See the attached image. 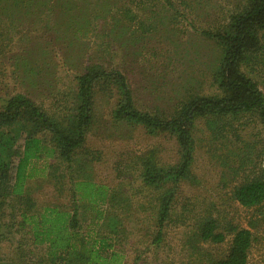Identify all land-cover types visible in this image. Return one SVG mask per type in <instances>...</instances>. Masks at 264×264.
Returning <instances> with one entry per match:
<instances>
[{"label": "rangeland", "instance_id": "374dc122", "mask_svg": "<svg viewBox=\"0 0 264 264\" xmlns=\"http://www.w3.org/2000/svg\"><path fill=\"white\" fill-rule=\"evenodd\" d=\"M243 1L40 0L28 6L0 1V107L3 99L22 93L50 116L72 114L75 77L94 68L122 73L134 107L167 119L188 97L220 95L213 80L219 50L202 31L226 24ZM254 78L264 93V66ZM112 86L95 89L92 126L73 168L82 166V174L96 187L119 192L121 202L113 209L117 231L106 234V220H97L85 199L77 201L81 251H88L96 239L109 237L121 256L119 264H206L224 258L232 238L227 234L219 244L197 241L196 223L212 217L221 227L249 229L253 242L248 263L264 264V204L245 208L232 197L235 185L264 171V125L259 119L242 117L221 140L209 136L204 120L195 121L194 182L180 185L172 221L155 243L158 192L143 184L140 160L151 151L160 165H174L177 145L167 133L117 119L112 112L119 96ZM18 144L21 148V138ZM236 154L248 155L251 161ZM41 156L33 164L40 175V169L55 162L45 152ZM39 176L25 185L35 204L31 214L46 206L70 211V183L55 185L50 177ZM19 207L6 198L0 208V264H51L47 246L33 244L30 224L20 229ZM105 209L95 207L98 212Z\"/></svg>", "mask_w": 264, "mask_h": 264}, {"label": "trees", "instance_id": "16d2710c", "mask_svg": "<svg viewBox=\"0 0 264 264\" xmlns=\"http://www.w3.org/2000/svg\"><path fill=\"white\" fill-rule=\"evenodd\" d=\"M5 1L14 4L12 6H28L40 0ZM202 33L219 50L218 67L213 80L220 95L188 97L167 119L134 107L131 90L122 73L94 68L75 77L76 107L72 114L50 116L22 93L2 100L0 208L6 198L18 203L20 228L24 229L26 224H30L33 244L47 246L51 264H119L121 257L113 250L109 237L98 238L88 251H81L76 234L80 228L77 201L84 199L97 213V220H106V226L109 227L106 234L112 235L117 231L113 227L115 218L117 220L113 209L121 202L119 192L104 186L96 187L86 179V174H82V166L77 164L78 167L73 168L74 163H77L76 155L84 150L86 134L92 126L97 87L101 89L103 85L108 88V85L113 84L112 87L116 88L119 97L112 113L117 119L141 125L150 132L158 130L167 133L176 142L179 157L174 165H160L151 151L140 160L143 184L152 192H158L155 197V243L162 240L165 225L172 221L171 210L180 185L185 181L194 182L191 166L195 145L191 132L195 121L204 120L209 136L217 140L224 139L232 129L233 122L245 116L256 117L264 125V93L254 78L264 66V0H244L239 10L229 15L226 24L215 31ZM18 138L23 140L21 148ZM44 143L50 147L47 148ZM43 152L55 162L47 165V169H40L43 172L40 175L39 169L33 164L42 159ZM236 156L246 159L248 163L251 161L248 155ZM60 167L64 168L67 175L61 173ZM35 176L43 179L50 177L55 185H61L65 180L70 183L73 201L70 212L44 207L37 215L31 214L35 204L25 185ZM232 197L245 208L264 204V171L235 185ZM97 205H104L106 209L98 212L95 210ZM105 223L103 221L102 225ZM94 227L99 226L94 224ZM194 230L197 241L201 243L219 244L227 234L232 235L227 255L222 259H209L206 264H249L248 252L253 242L249 229L231 224L221 227L216 219L205 217L198 220Z\"/></svg>", "mask_w": 264, "mask_h": 264}, {"label": "crops", "instance_id": "0c3cea01", "mask_svg": "<svg viewBox=\"0 0 264 264\" xmlns=\"http://www.w3.org/2000/svg\"><path fill=\"white\" fill-rule=\"evenodd\" d=\"M47 208H57V207H50V206H46ZM42 210V209H41ZM43 210H44V208H43ZM60 210H65V211H68L66 208H60ZM68 212H70V211H68ZM97 216V215H96ZM20 222V221H19ZM19 224V223H18ZM21 229V228H20ZM25 229V228H24ZM23 229V230H24ZM30 230V229H29ZM69 231H71L72 232V229H70ZM46 246V245H45ZM47 254H48V249H47Z\"/></svg>", "mask_w": 264, "mask_h": 264}]
</instances>
